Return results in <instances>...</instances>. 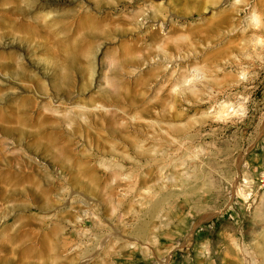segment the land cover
I'll return each mask as SVG.
<instances>
[{"label":"rangeland","instance_id":"obj_1","mask_svg":"<svg viewBox=\"0 0 264 264\" xmlns=\"http://www.w3.org/2000/svg\"><path fill=\"white\" fill-rule=\"evenodd\" d=\"M263 175L264 0H0V264H264Z\"/></svg>","mask_w":264,"mask_h":264},{"label":"bare ground","instance_id":"obj_2","mask_svg":"<svg viewBox=\"0 0 264 264\" xmlns=\"http://www.w3.org/2000/svg\"><path fill=\"white\" fill-rule=\"evenodd\" d=\"M202 78V73L199 69L192 67L189 70V73L185 76V78L183 79L182 82V86L188 87V86H192L193 83H196L198 80H200ZM234 193L235 194H241L240 193V187L238 186H234ZM242 195V194H241Z\"/></svg>","mask_w":264,"mask_h":264},{"label":"built area","instance_id":"obj_3","mask_svg":"<svg viewBox=\"0 0 264 264\" xmlns=\"http://www.w3.org/2000/svg\"><path fill=\"white\" fill-rule=\"evenodd\" d=\"M260 182L262 185H264V175L260 178Z\"/></svg>","mask_w":264,"mask_h":264}]
</instances>
